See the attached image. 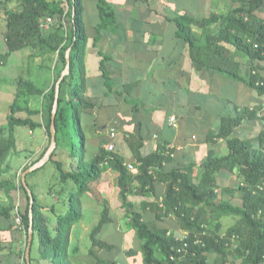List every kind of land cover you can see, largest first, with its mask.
Returning a JSON list of instances; mask_svg holds the SVG:
<instances>
[{
	"label": "trees",
	"instance_id": "1",
	"mask_svg": "<svg viewBox=\"0 0 264 264\" xmlns=\"http://www.w3.org/2000/svg\"><path fill=\"white\" fill-rule=\"evenodd\" d=\"M15 10L7 9V30L5 43L9 55L26 46L39 48L41 53L58 52L61 66L54 68L56 77L48 91L37 87L34 82L19 78L14 99L7 116L8 134L4 136L0 129V178L10 170L7 159L16 146L15 129L26 126L30 129L44 127L50 142L51 111L54 103L55 84L61 71L66 65V51L70 48V72L60 85L58 106L55 115L56 147L46 164L54 165L59 173V181L67 184L72 181L76 191H70L67 196L61 194L59 201L64 205L63 211L56 214L55 226L52 229L46 217L39 212L38 199L27 177L26 181L33 197V239L30 247V263L36 264L33 255L36 236L38 250L44 254L51 264H65L69 243V231L82 218L79 198L88 190V183L96 180L100 174V166L107 162L118 173V186L122 204L126 209L131 228L141 241V251L144 264H227L229 254L241 258V264H264V131L258 138V146L254 147L249 140L232 137L236 127L243 119V114L222 117L218 131L209 134L210 142L218 139L226 141L228 153L217 155L209 152L207 158L199 165L190 162L185 166L167 168L173 161V150L166 147L167 143H158L155 150L147 154L142 153L144 138L135 135L130 137L135 159L139 162L136 174L129 172L123 156L113 154L99 148L91 158H85V136L81 128V114L95 107L85 96L86 70L85 48L88 40L84 21L83 0H18ZM99 22L96 26L98 36L103 31L115 30L118 25L115 9L108 0H95ZM264 12V0H245L239 6L227 13L198 18L189 13H181L170 21L176 25L175 35L183 41L189 50L190 57L198 70L208 69L221 74L225 79L246 84L259 95H264V75L256 71L253 62L264 61V17L258 13ZM69 16L72 22L71 37L65 46L61 40L63 33L62 18ZM50 17L56 21L52 33L45 35L40 21ZM54 23L51 22L50 25ZM54 25V24H53ZM61 42V43H60ZM241 54L250 61L252 73L245 76L241 63L235 59ZM102 55L99 68L104 79L105 87L111 91L112 84L106 69L108 56ZM254 71V73H253ZM76 78V82H72ZM41 95L43 97L41 110L31 109L22 104L27 96ZM26 112V116L18 115ZM248 115L255 114L245 110ZM41 113L44 124L34 120L33 115ZM66 140L70 168L56 155L59 152L61 140ZM217 139V140H215ZM133 141V142H132ZM40 156L25 167L23 172L39 161ZM45 164V165H46ZM44 165V166H45ZM43 166V167H44ZM200 172L193 174L194 168ZM235 169L239 174L237 188L224 186L220 176L227 177ZM164 185L159 193L158 185ZM0 188L8 200L0 205L1 223L11 221L13 216H19L26 231V245L29 227L30 200L24 213L15 211L13 190L24 188L21 177L19 184L13 180L0 179ZM217 188L222 194L235 195L241 192V203L235 204L223 196L218 198ZM27 193V191H26ZM131 193H138L145 197H156V200L143 199L140 209L134 208V203L128 197ZM161 196V198H159ZM155 214L157 219L174 216L181 224L186 235L170 232L158 226L155 222H148L143 213ZM217 218L235 216L237 221L221 235L208 226L211 224L207 215ZM112 219L105 209L101 219L92 231L93 244L105 247L106 244L96 240L95 236L104 224ZM220 224H216V228ZM236 240V246L232 241ZM1 243V238H0ZM214 255L210 263V256ZM26 263L25 254L23 259ZM96 264H121L115 261L107 262L99 259Z\"/></svg>",
	"mask_w": 264,
	"mask_h": 264
},
{
	"label": "rangeland",
	"instance_id": "2",
	"mask_svg": "<svg viewBox=\"0 0 264 264\" xmlns=\"http://www.w3.org/2000/svg\"><path fill=\"white\" fill-rule=\"evenodd\" d=\"M83 1L86 31L87 34L90 35V39L88 35L89 45L86 44L85 53L88 54L90 50L93 53H98L99 58H101L102 55L99 54V49L97 50L95 48L97 40H95V42L93 41V44L90 45L92 36L98 34L96 31L97 21L94 17L89 15L91 14L92 4H95V0ZM244 1L245 0H108V2H178V4H184L183 2H186L190 7H194L197 2H209L207 5L203 6V15L227 13ZM18 5V0H0V129L4 136L8 134L7 116L15 96L18 79L22 77L31 80L37 87L44 91H48L56 77L54 68L61 66V62L58 60V52H47L42 54L39 48L31 46H26L23 49L4 56V54L7 53V46L5 43V33L7 30L6 10H15L18 8ZM138 9L139 7L134 9L133 14H138ZM94 14V16L97 15L96 8ZM258 14L264 17V12H259ZM52 22L54 23L47 28H43V33L45 35L54 31L57 23L55 20ZM62 23L65 38H63L61 42L66 46L71 37L72 22L69 16H65L62 18ZM106 32H109V30ZM95 37H93V40ZM92 61L90 63L93 65ZM253 64H255L254 66L257 68L256 71L264 75V61H255ZM243 66L244 68L242 71L245 76L248 77L249 74L252 73L248 58ZM92 79L94 80L95 77L92 76ZM72 82H76V78L73 79ZM238 86H240L239 91H237L240 97V103L238 104L241 109L238 114H243V118H247L249 122L242 125L240 130L236 127L232 137H238L241 140H249L254 147H257L258 138L262 131H264L263 123L256 116L254 117L248 115V113H244H246L245 110L248 106H260L263 104L264 95H259L244 83ZM91 89L96 91L97 96L95 98L97 99V107L81 114V128L85 136V158H91L94 153L98 152L100 147L106 150L105 145L113 143L114 150L112 153L123 156L125 164L130 163L134 166L129 172L136 174L139 170V162L133 155L132 146L129 143L130 139L126 136L127 133L123 135L119 133L120 127L123 126L127 120L126 118L121 120V114H119L118 111L111 112L108 108L110 107L109 105L119 106L118 99L120 95L112 94L106 99L103 92L99 91V87L95 85L91 87ZM106 89L107 88L104 87L103 90ZM86 98L89 99V95ZM110 98L113 99V104L109 103ZM42 100L43 97L41 95H32L23 98L22 104L31 109L41 110ZM123 102L127 104L128 99L123 98ZM18 115L26 116L27 114L26 112H20ZM32 118L41 124L45 123L41 113L33 115ZM249 125L253 126L254 136H248L247 134ZM101 138H103V141H100ZM15 140L16 146L7 159L10 170L4 173L1 178L13 180L19 184L20 177L25 167L36 160L45 148H48L50 142L44 127L30 129L26 126H17L15 129ZM219 144L221 146L218 147L220 155H226L228 153L226 141L221 140ZM56 157L64 162L66 169L70 168L71 161L68 159V149L65 139L61 140L59 152ZM100 169V176L96 180L88 183V190L82 193L79 198L82 218L80 222L73 225L69 231V243L65 264H96L99 259L107 262L115 261L121 264H144L141 241L131 228L126 209L122 204L119 193L120 188L118 186V173L114 171L107 162H104L100 166ZM238 176V170L235 169L232 173L228 174V177H223L218 181L224 180V186L237 188L240 183ZM27 181L37 196L39 212L46 217L47 222L53 229L55 226L56 214L62 212L64 207L59 201V196L61 194L67 196L70 191H76V185H74L72 181H69L67 184L61 183L59 181V173L51 163L46 164L44 167L37 169L34 173L29 175ZM216 192L218 198L219 196H223L226 199H230L232 203L240 204L242 201L241 192H237L232 196L229 194H222L221 188H217ZM12 195L15 202V211L18 210L20 213H24L28 204L26 191L19 188L13 190ZM145 198H147V200H156V197H145L138 193H131L128 197V199L134 203V208L137 210L140 209V202ZM7 203L8 200L4 191L0 188V205ZM105 209H107L108 216L112 220L104 224L101 231L95 236L96 240L106 244L105 247H102L93 244L92 231L101 219L102 212ZM143 218L150 223L155 222L158 226L166 228L170 232L176 231L178 234H186L181 228L180 222L172 215L157 219L155 214L151 212L143 213ZM207 219L211 222L208 227L221 235H224L227 229L237 221V217L235 216L217 218L211 214L207 215ZM217 223L220 225L216 228ZM0 238V264H24L26 231L21 222L17 223L16 216H13L11 221H4L1 223ZM236 244L237 241L233 240L232 245L236 246ZM33 255L36 258V264H51L47 258H44V254L38 250L37 236ZM213 258L214 255L210 256V263L213 261ZM227 264H241V258L237 255L229 254Z\"/></svg>",
	"mask_w": 264,
	"mask_h": 264
},
{
	"label": "crops",
	"instance_id": "3",
	"mask_svg": "<svg viewBox=\"0 0 264 264\" xmlns=\"http://www.w3.org/2000/svg\"><path fill=\"white\" fill-rule=\"evenodd\" d=\"M109 3L115 9L118 25L115 30L104 31L106 34L101 32L95 48L108 56L106 69L112 90H103L105 83L99 68L101 58L89 50L84 58L85 96L89 95V100L97 107V94L91 87H99L106 99L119 94V106L108 107L111 112L118 111L121 120H127L119 133H127L131 146V135L143 137L141 151L144 154L154 151L158 143H167L166 147L173 150V161L167 165L168 169L190 162L199 165L211 151L219 155L218 147L223 139L210 142L208 136L218 131L222 117L235 116L241 111L237 91L238 85L243 83L227 80L212 70H198L185 43L175 35V23L169 20L181 13L198 18L209 16L202 13L203 6L209 2H197L194 7L186 2ZM138 7V14H133ZM95 8L96 3L92 4L89 15L98 24ZM96 35L92 36L90 45ZM235 59L244 68L247 58L237 53ZM123 98L128 99L127 104ZM109 103L113 104V99L110 98ZM171 117H175V123L170 121ZM248 122L243 118L237 129ZM247 134L255 135L253 126L249 125ZM199 172L200 169L195 167L193 174ZM163 186L158 185L159 193L164 190Z\"/></svg>",
	"mask_w": 264,
	"mask_h": 264
},
{
	"label": "water",
	"instance_id": "4",
	"mask_svg": "<svg viewBox=\"0 0 264 264\" xmlns=\"http://www.w3.org/2000/svg\"><path fill=\"white\" fill-rule=\"evenodd\" d=\"M69 55H70V48L66 51V65L64 70L61 72L58 80L56 81L55 84V96H54V103H53V107H52V111H51V125H50V144L45 152V154L43 155V157L37 161L36 163H34L33 165H31L30 167H28L21 176V181L22 184L24 186V188L27 191V194L29 196V200H30V207H29V227H28V236H27V245H26V249H25V260L27 264H31L30 263V247H31V243H32V239H33V214H32V206H33V197H32V192L27 184L26 181V176L27 174L43 167L46 162L49 160L51 154L53 153L55 147H56V140H55V134H56V129H55V115H56V111H57V106H58V99H59V92H60V85L61 82L63 80V78L69 74L70 72V59H69Z\"/></svg>",
	"mask_w": 264,
	"mask_h": 264
},
{
	"label": "built area",
	"instance_id": "5",
	"mask_svg": "<svg viewBox=\"0 0 264 264\" xmlns=\"http://www.w3.org/2000/svg\"><path fill=\"white\" fill-rule=\"evenodd\" d=\"M51 22H52V19L50 17H47V18H45V19L40 21V26L42 28H47L50 25ZM253 73H254V71H253ZM247 109H248L249 112L255 114V116L262 121L263 126H264V103L261 104L260 106H254V105L248 106ZM170 121L172 123H175V117H171ZM105 149L108 152H112L114 150V144L113 143L106 144L105 145ZM125 165H126L128 170H132L134 168V166L132 164H130V163L129 164H125ZM16 221H17V223L21 222L19 216H16Z\"/></svg>",
	"mask_w": 264,
	"mask_h": 264
}]
</instances>
